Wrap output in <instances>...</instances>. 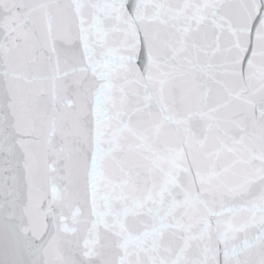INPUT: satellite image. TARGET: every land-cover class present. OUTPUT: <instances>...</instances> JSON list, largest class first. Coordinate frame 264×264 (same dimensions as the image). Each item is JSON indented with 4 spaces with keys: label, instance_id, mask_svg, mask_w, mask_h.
I'll return each mask as SVG.
<instances>
[{
    "label": "snow or ice",
    "instance_id": "6c2138e0",
    "mask_svg": "<svg viewBox=\"0 0 264 264\" xmlns=\"http://www.w3.org/2000/svg\"><path fill=\"white\" fill-rule=\"evenodd\" d=\"M0 264H264V0H0Z\"/></svg>",
    "mask_w": 264,
    "mask_h": 264
}]
</instances>
